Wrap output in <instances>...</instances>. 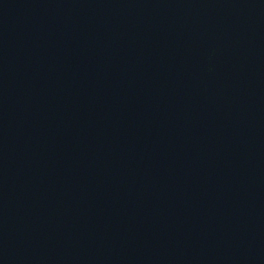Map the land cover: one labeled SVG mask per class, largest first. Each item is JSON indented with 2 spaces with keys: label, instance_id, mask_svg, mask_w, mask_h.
<instances>
[{
  "label": "water",
  "instance_id": "obj_1",
  "mask_svg": "<svg viewBox=\"0 0 264 264\" xmlns=\"http://www.w3.org/2000/svg\"><path fill=\"white\" fill-rule=\"evenodd\" d=\"M0 264H264V0H0Z\"/></svg>",
  "mask_w": 264,
  "mask_h": 264
}]
</instances>
